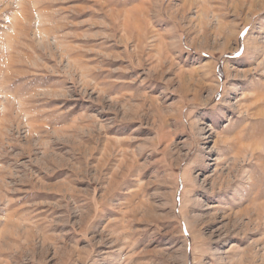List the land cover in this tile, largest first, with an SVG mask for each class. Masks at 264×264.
<instances>
[{
    "label": "rangeland",
    "instance_id": "obj_1",
    "mask_svg": "<svg viewBox=\"0 0 264 264\" xmlns=\"http://www.w3.org/2000/svg\"><path fill=\"white\" fill-rule=\"evenodd\" d=\"M0 264H264V0H0Z\"/></svg>",
    "mask_w": 264,
    "mask_h": 264
}]
</instances>
